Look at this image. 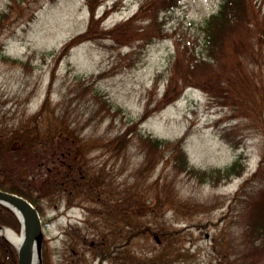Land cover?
Wrapping results in <instances>:
<instances>
[{
	"label": "rangeland",
	"instance_id": "1",
	"mask_svg": "<svg viewBox=\"0 0 264 264\" xmlns=\"http://www.w3.org/2000/svg\"><path fill=\"white\" fill-rule=\"evenodd\" d=\"M9 1L0 0V11L7 8ZM146 1L94 2L96 17L106 13L95 28V36L77 44L60 59L64 45L89 28V0L25 2L24 11L12 13L0 30V119L14 124L37 112L48 96L52 106L66 104L71 126L77 127L84 139L113 137L141 118L148 103L152 100L154 107L165 92L177 43L186 42L199 50L201 26L222 2L180 0L176 10L160 14L165 31L152 41L144 39L151 26L145 18L137 19L132 27L145 30L139 39L117 41L102 34L132 17ZM127 32L130 34L132 29ZM93 87L113 105L112 112L103 110L93 98ZM95 108L106 114L91 115ZM141 128L143 133L170 142L183 140L190 164L196 169L225 167L241 153L247 156L248 170L243 177L213 187L201 184L189 173L175 172L166 164H160L150 178L139 179L144 156L137 140L119 161L101 149L89 155L91 166L102 168L107 184L112 182L118 191L137 182L144 189L159 181V198L176 201L159 206L153 226L165 224L178 231L176 249L186 264H219L213 237L223 228L230 240L234 236L230 222L222 219L244 180L258 168L263 141L258 129L192 86L179 99L152 113ZM66 201L61 195L42 201L41 264H99L100 259L92 252L94 245L89 244L101 226L89 214L88 208L94 204L84 200L68 208ZM80 230L92 235L84 240ZM137 244L134 247L142 251L158 243L149 238Z\"/></svg>",
	"mask_w": 264,
	"mask_h": 264
},
{
	"label": "trees",
	"instance_id": "2",
	"mask_svg": "<svg viewBox=\"0 0 264 264\" xmlns=\"http://www.w3.org/2000/svg\"><path fill=\"white\" fill-rule=\"evenodd\" d=\"M27 1H9L7 8L0 11V30L12 13L24 11L22 8ZM98 1L89 0L92 17L88 30L67 42L59 59L77 44L95 36L96 26L106 17V13L96 17L94 2ZM179 5L180 0H147L132 17L103 30L102 34L115 37L117 41L139 39L145 30L132 27L137 19L145 18L150 20L151 26L144 39L152 41L165 31L160 14L176 10ZM201 27L199 50L186 42L177 43L172 74L155 106L151 107V100L141 118L113 137L82 138L77 127L71 126V113L66 104L52 106L49 96L37 112L14 124L0 119V188L28 199L40 214L42 201L56 195L66 198L68 208L84 200L94 204L93 208H88L89 214L101 226L97 227L89 244L94 245L92 252L100 259L99 264L186 262L180 259L182 254L176 249L178 231L165 224L155 228L152 222L157 219L159 206L176 199L159 198V181L144 189L137 182L118 191L112 182L107 184L109 180L102 168L91 166L89 155L93 151L105 150L119 161L137 140L144 156L138 178H150L160 164L178 173H189L201 184L213 187L247 173L245 153L225 167L201 170L190 164L183 140L170 142L143 133L141 126L150 115L179 99L190 86L201 89L219 106L257 128L262 137L258 168L244 180L222 219L230 222L234 236L230 240L223 228L213 237V247L218 252L219 264H264V0H222L218 10L209 15ZM130 29L132 32L128 34ZM91 92L103 110L113 111V105L98 89L93 87ZM101 111L95 108L90 113L93 116L106 114ZM148 195L154 196L149 198ZM0 225L18 233L21 230L16 215L1 204ZM90 233H82L83 239L92 235ZM149 238L156 239L158 244L142 251L134 247ZM0 264H18L16 248L3 236H0Z\"/></svg>",
	"mask_w": 264,
	"mask_h": 264
},
{
	"label": "water",
	"instance_id": "3",
	"mask_svg": "<svg viewBox=\"0 0 264 264\" xmlns=\"http://www.w3.org/2000/svg\"><path fill=\"white\" fill-rule=\"evenodd\" d=\"M0 204L11 210L21 223L22 242L19 246L4 236L17 249L18 264H32L33 251L36 252L37 264H41L44 226L39 211L28 199L1 188Z\"/></svg>",
	"mask_w": 264,
	"mask_h": 264
},
{
	"label": "bare ground",
	"instance_id": "4",
	"mask_svg": "<svg viewBox=\"0 0 264 264\" xmlns=\"http://www.w3.org/2000/svg\"><path fill=\"white\" fill-rule=\"evenodd\" d=\"M0 234L8 238L12 243L19 246L22 242V236L5 226H0ZM32 264H37L36 252L33 251Z\"/></svg>",
	"mask_w": 264,
	"mask_h": 264
}]
</instances>
